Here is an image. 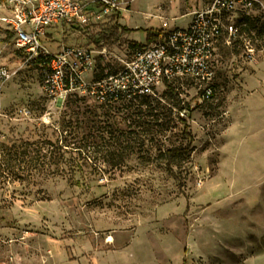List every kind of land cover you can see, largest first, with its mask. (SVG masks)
Masks as SVG:
<instances>
[{
	"label": "rangeland",
	"instance_id": "obj_1",
	"mask_svg": "<svg viewBox=\"0 0 264 264\" xmlns=\"http://www.w3.org/2000/svg\"><path fill=\"white\" fill-rule=\"evenodd\" d=\"M187 2L136 0L113 24L53 28L49 46L90 48L94 78L105 70L116 75L136 48L155 43L150 36L163 21L167 29L187 27ZM258 2L223 17L212 97L202 100L198 85L183 78L159 86L149 108L47 98L36 67L24 64L0 26V66L17 70L0 84V142L54 140L63 122L75 125L77 117L95 126L82 154L65 155L71 167H46L23 182L1 175L0 264H264V0ZM174 96L192 140L170 113ZM188 145L190 154L167 155Z\"/></svg>",
	"mask_w": 264,
	"mask_h": 264
},
{
	"label": "built area",
	"instance_id": "obj_2",
	"mask_svg": "<svg viewBox=\"0 0 264 264\" xmlns=\"http://www.w3.org/2000/svg\"><path fill=\"white\" fill-rule=\"evenodd\" d=\"M136 0H0V26L12 34L16 50L24 64L36 67L43 94L51 99L69 95L86 97L99 105L113 106L122 98L154 95L159 87L189 78L199 87L201 99L213 94L215 44L222 35L223 17L247 13L258 0H203L185 29H167L153 33L155 43L136 48L130 62L116 74L94 78L96 56L90 48L55 44L53 28L62 24L80 30H93L113 24ZM229 32L233 31L230 26ZM44 38L48 44L43 43ZM251 51V50H250ZM252 53V52H250ZM99 55L106 58L103 49ZM17 70L0 66V84ZM185 116V110L181 111Z\"/></svg>",
	"mask_w": 264,
	"mask_h": 264
},
{
	"label": "trees",
	"instance_id": "obj_3",
	"mask_svg": "<svg viewBox=\"0 0 264 264\" xmlns=\"http://www.w3.org/2000/svg\"><path fill=\"white\" fill-rule=\"evenodd\" d=\"M121 30L125 33L131 32L130 29L126 28ZM157 33H160V31H157ZM169 91L173 92V89L170 88ZM174 97L170 105V113L176 111V116L183 126V135L192 140L189 125L179 114L185 108L181 106L177 96ZM119 102H127L131 106H137V108H149L153 104L150 96L122 98ZM74 122L75 125H72L69 120L66 123L63 122L61 132L54 140L25 141L19 144L16 142H0V177L4 175L8 181L23 182L30 179L34 171L43 170L50 166L57 167L59 164L69 165V167L74 165V161H71L70 158L65 160V155L70 152H80L79 155L82 154L87 147L88 130L95 127L93 126L94 121L87 118L79 120L77 117ZM96 128L98 129V127ZM192 150L191 145H188L184 148L169 149L167 155H186L190 154ZM120 163L113 165L117 166ZM169 171L171 170L169 169Z\"/></svg>",
	"mask_w": 264,
	"mask_h": 264
},
{
	"label": "crops",
	"instance_id": "obj_4",
	"mask_svg": "<svg viewBox=\"0 0 264 264\" xmlns=\"http://www.w3.org/2000/svg\"><path fill=\"white\" fill-rule=\"evenodd\" d=\"M165 7H166V4L164 2L160 3L159 10L161 11L162 9H165ZM201 8H202V0H188L187 4L182 5V7H181L182 15L181 16L189 18V22L187 24V27H188L190 21L192 20L194 12L200 10ZM121 19H122V17L119 20V25H122ZM183 29H185V28H183Z\"/></svg>",
	"mask_w": 264,
	"mask_h": 264
},
{
	"label": "bare ground",
	"instance_id": "obj_5",
	"mask_svg": "<svg viewBox=\"0 0 264 264\" xmlns=\"http://www.w3.org/2000/svg\"><path fill=\"white\" fill-rule=\"evenodd\" d=\"M108 241L110 242L111 241V238H109Z\"/></svg>",
	"mask_w": 264,
	"mask_h": 264
}]
</instances>
